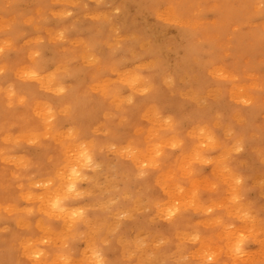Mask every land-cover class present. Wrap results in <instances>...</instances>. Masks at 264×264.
<instances>
[{
	"label": "rangeland",
	"instance_id": "rangeland-1",
	"mask_svg": "<svg viewBox=\"0 0 264 264\" xmlns=\"http://www.w3.org/2000/svg\"><path fill=\"white\" fill-rule=\"evenodd\" d=\"M223 1L232 0H0V78L13 77L11 94L14 83L35 89L15 104L17 121L0 128L13 133L0 154V199L19 195L21 181L40 186L38 162L73 138L90 155L77 160L66 193L84 216L98 212L97 223L109 216V238L159 200L142 264H193L198 255L264 264V159L254 154L264 152V0H247L239 21L223 17ZM76 74L79 112L66 98ZM200 114L217 122L201 129ZM43 117L51 133L33 135ZM104 200L111 206L101 215ZM123 200L130 218L112 208ZM172 226L182 231L174 250ZM75 247L86 250L82 236Z\"/></svg>",
	"mask_w": 264,
	"mask_h": 264
},
{
	"label": "bare ground",
	"instance_id": "bare-ground-1",
	"mask_svg": "<svg viewBox=\"0 0 264 264\" xmlns=\"http://www.w3.org/2000/svg\"><path fill=\"white\" fill-rule=\"evenodd\" d=\"M49 1V0H42ZM247 0H232L223 1V17L239 21L249 15L250 10L246 8ZM256 0H253V3ZM219 0L218 3H220ZM252 5L253 10L256 5ZM33 18L34 16H30ZM27 18L32 21L33 19ZM90 37L98 39L97 35L90 31ZM141 37V36H140ZM143 39V37H141ZM140 39V43L142 42ZM239 49L244 50L246 46L240 43ZM149 54L157 53L158 46L154 43H149ZM245 62L249 60L244 59ZM77 76V84L71 87V90L66 95L69 100L70 106L74 111L81 110L84 97L77 94L78 86L80 85V76ZM13 78L11 75L8 78H0V128L2 126L14 123L17 121L18 111L15 108V104L20 101L21 97L28 96V93L34 94L35 89L27 83L18 84L14 83V87L18 88V91L10 93L8 80ZM40 80V79H39ZM43 80V77H42ZM26 81V80H25ZM34 84H37L34 82ZM101 89L105 90L104 93H111L109 85H101ZM45 112V111H44ZM197 118L201 119V129L209 130V124L217 122L215 118L209 124L206 118V114L197 115ZM29 122V119H26ZM39 125L35 128H30V132L33 135L42 136L43 133H51L45 126L48 124V118L43 117L38 120ZM148 131L157 135L159 129L155 123L148 127ZM0 130V154L3 156L4 143L9 140L13 133H2ZM47 145H45L46 147ZM260 146L258 142H254L253 148ZM45 147L43 150H45ZM75 147V148H74ZM74 148L75 153L70 156L69 149ZM55 150L58 156L47 152L40 162L42 167L36 169L35 172L41 175V179L38 184H26L21 181L17 184L20 186V194L12 199L1 200L0 199V218H4V221L0 222V264H106L107 255L116 249V256L110 261L111 264H142L147 254V243L143 241L145 238V229L147 225L155 223L156 216L159 213V200L151 199L152 215L146 216L144 219H126L123 221V227L120 230H116L112 237L110 236L111 222L109 216L104 218L102 223H97L96 216L98 212L90 217L89 215H83L80 212V208H73L69 200L68 191L74 186L75 180L79 171L78 161L81 157L90 155V151L85 148V151L81 147V143L74 141L73 138L66 139L62 143H55ZM53 151V149H52ZM258 160L264 159V152L254 150V154H257ZM76 156V159L74 157ZM264 162V161H263ZM54 165L55 168H47L49 165ZM42 181V182H41ZM25 193V197L23 196ZM153 195V194H152ZM26 199V206H23ZM111 204L108 200L102 201L99 207V213L103 215L108 211V207ZM112 208L116 212H120L125 215L126 218L131 217L130 206L126 205L124 200L120 204L112 205ZM105 217V216H104ZM124 217V219H125ZM178 222L181 223L184 218L179 217ZM8 221L14 222V229L8 233ZM184 232V231H183ZM153 232L149 233L152 234ZM148 234V235H149ZM182 231L177 226L170 227L169 234L166 239V243L173 247V250L179 244V236ZM128 243H125V239L130 236ZM82 236L86 242V250L79 251L75 247V240ZM111 241V245H108L107 240ZM175 241V244H174ZM68 246L74 249L73 252L69 251ZM234 250V249H233ZM129 251H135L132 254ZM193 264H210L207 258L200 257L192 258Z\"/></svg>",
	"mask_w": 264,
	"mask_h": 264
}]
</instances>
